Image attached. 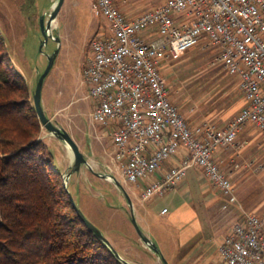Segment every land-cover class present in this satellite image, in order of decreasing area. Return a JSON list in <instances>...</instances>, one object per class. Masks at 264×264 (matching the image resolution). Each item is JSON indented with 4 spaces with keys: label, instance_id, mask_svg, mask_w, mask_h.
<instances>
[{
    "label": "built area",
    "instance_id": "obj_1",
    "mask_svg": "<svg viewBox=\"0 0 264 264\" xmlns=\"http://www.w3.org/2000/svg\"><path fill=\"white\" fill-rule=\"evenodd\" d=\"M91 11L105 20V30L88 46L82 79L94 102L90 120L111 139L108 169L149 201L197 168L239 205L218 156L247 126L264 138V0H163L133 18L115 0H92ZM200 44L216 48L244 95L245 105L222 127L191 122L163 73ZM241 212L217 248L221 264H264V217Z\"/></svg>",
    "mask_w": 264,
    "mask_h": 264
},
{
    "label": "rangeland",
    "instance_id": "obj_2",
    "mask_svg": "<svg viewBox=\"0 0 264 264\" xmlns=\"http://www.w3.org/2000/svg\"><path fill=\"white\" fill-rule=\"evenodd\" d=\"M57 2L58 0H0V34L10 63L27 80L33 100L38 78L45 71L49 57L58 50L53 66L44 80L42 105L52 122L72 135L88 161V164L82 165L78 172L67 178L75 203L133 264L147 261L151 264H174L177 254L173 245L176 230L162 229L159 220L151 217L146 225L137 222L142 232L149 230L150 236H146L159 249L155 253L149 244L143 242L132 222V213L136 218L134 205L137 209L142 207L153 213L164 207L165 210L170 209V204L164 196L159 195L143 201L139 191L130 184H123L120 176L108 169L109 158L106 153L110 149L111 139L108 134L104 135L101 126L92 124L90 120L94 102L87 98L88 89L82 79V63L96 28L104 27L105 20L93 16L92 0H64L50 30L51 36L58 40L49 37L45 41L41 20L47 24ZM160 2L161 0H128L122 8L136 16ZM163 73L173 102L191 122H209L222 127L245 105L238 78L228 74L217 61V50L211 45H197L179 60L167 65ZM43 135L55 156L57 169L62 171V151L52 141L57 138L44 127ZM61 144L65 149L66 161L71 163L66 171L69 173L72 169V155L67 146L63 142ZM221 153L218 162L221 169L231 175L239 201V205L233 206L234 210L230 207L228 211L219 210L214 215V218L217 216L215 221L218 227H221L219 230L228 234L237 217L242 214V209L264 217V138L254 127L247 126L233 145ZM251 162L252 165L249 164ZM192 171L193 168L184 179ZM198 171L201 174L199 169ZM116 181L121 187L117 186ZM200 182L209 194H218L206 179L203 178ZM124 191L131 198L132 210ZM205 226L190 244L212 238L211 228ZM181 255L180 253L176 257ZM193 257L187 264L193 262ZM212 261L211 264H220L216 255L212 257Z\"/></svg>",
    "mask_w": 264,
    "mask_h": 264
},
{
    "label": "trees",
    "instance_id": "obj_3",
    "mask_svg": "<svg viewBox=\"0 0 264 264\" xmlns=\"http://www.w3.org/2000/svg\"><path fill=\"white\" fill-rule=\"evenodd\" d=\"M42 130L0 34V264H126L80 219Z\"/></svg>",
    "mask_w": 264,
    "mask_h": 264
},
{
    "label": "crops",
    "instance_id": "obj_4",
    "mask_svg": "<svg viewBox=\"0 0 264 264\" xmlns=\"http://www.w3.org/2000/svg\"><path fill=\"white\" fill-rule=\"evenodd\" d=\"M162 1L163 0H161L159 4H161ZM115 2L128 18L135 17L132 14L126 12L124 8H122L123 5L128 2V0H115ZM104 30V27L96 28L95 36L103 33ZM164 69L165 67L163 68V71ZM207 123L211 124L209 122ZM104 131L106 132V130H103V133ZM104 135L106 134L104 133ZM41 138L48 144V141L46 137H44V135ZM52 141L53 144H55L56 147H58L60 151H62L63 170L61 172L63 174L67 173L66 171L71 166V163L69 160L66 161L67 157L64 152L65 149L61 144L62 141L58 139H52ZM221 154L222 153H220L219 155ZM202 180L203 177L198 169L193 168V171L189 175V177L184 179L176 189L164 195L165 200H167L168 204H170V209H166L165 214L160 213L163 209H165V207L161 208L159 212L156 209V212L151 213L149 210L143 209L142 207L137 209V206L134 205L136 220L139 224L146 225L151 217L152 219H156L157 221L159 220L162 229L168 230V228H171L176 230L175 243L173 245L176 247L175 253L177 254L175 255V259L173 260L175 261L174 264H187V262L191 260L195 253L198 254L196 257H193V262L191 264H211L213 262L212 257H214L215 255L218 257L221 264L217 246L223 243L227 233L219 230L221 227H218L215 221L217 216L214 218V215L219 210L228 211L230 207H232L231 209L234 210L233 206L235 205L230 204L227 201V198H225L220 192H217L219 195L209 194L208 190L204 189V187L202 186L200 182ZM221 201L222 203H220ZM218 203H220V205ZM235 211L238 210L235 209ZM204 226H209L211 228L210 231L212 232L210 233V235L212 236V240L205 239L202 242L200 241L195 244H190L192 239L197 237L202 232ZM143 231L145 235L150 236L149 230H147L148 232L146 230ZM112 245L117 249V246H115L114 244ZM118 251L123 258L130 262V260L125 257L122 250ZM180 253L182 254L181 257H176ZM139 263L141 262H137V264ZM152 263L155 264L154 262ZM142 264L151 263L147 261L143 262Z\"/></svg>",
    "mask_w": 264,
    "mask_h": 264
},
{
    "label": "water",
    "instance_id": "obj_5",
    "mask_svg": "<svg viewBox=\"0 0 264 264\" xmlns=\"http://www.w3.org/2000/svg\"><path fill=\"white\" fill-rule=\"evenodd\" d=\"M64 3V0H58L56 3L53 11L50 13L49 19L47 24H44L43 19L41 20V28L43 35L45 37V41L51 37L52 39L58 40V38H55L51 36L50 30L53 21L55 20L57 14L59 13L62 5ZM58 50L55 51L52 56L49 57L48 59V65L45 69V71L39 76L35 90H34V95H33V101H34V107L36 109L38 118L41 121L42 126L52 135H54L57 139L62 141L71 151L72 153V169L69 173H67V178H70L73 173L78 172L81 169L82 165L88 164V161L85 157V155L81 152L79 145L76 143L72 135L66 131L63 128L58 127L56 124L52 122V120L46 115L43 105H42V89H43V84L46 76L48 75L51 67L53 66V63L55 61V58L57 56ZM101 175V174H100ZM101 177H105V175H101ZM116 184L118 187H121L120 183L116 181ZM65 186L68 189V179H65ZM126 200L131 208L133 209V203L131 201V198L127 194V192L124 191ZM70 199L72 201L73 207L76 210L77 214L79 215L80 219L86 224V226L91 230L95 235L100 237L111 249L113 254L121 261H123L126 264H132L131 262L127 261L125 258L122 257V255L119 253V251L112 245V243L105 237V235L102 233V231L95 226L83 213V211L77 206L75 203V200L73 198V195L70 193ZM132 222L137 230V233L143 240V242L147 243L150 245L151 249L153 252L157 253L159 252V249L157 248L156 244L153 243L141 230L139 227L137 220L132 213Z\"/></svg>",
    "mask_w": 264,
    "mask_h": 264
},
{
    "label": "bare ground",
    "instance_id": "obj_6",
    "mask_svg": "<svg viewBox=\"0 0 264 264\" xmlns=\"http://www.w3.org/2000/svg\"><path fill=\"white\" fill-rule=\"evenodd\" d=\"M68 148V147H67ZM69 149V148H68ZM69 153L72 155V153H71V151H70V149H69ZM71 157V156H70Z\"/></svg>",
    "mask_w": 264,
    "mask_h": 264
}]
</instances>
